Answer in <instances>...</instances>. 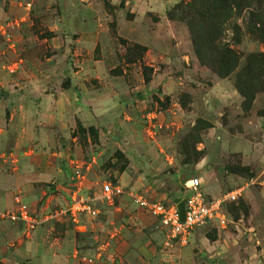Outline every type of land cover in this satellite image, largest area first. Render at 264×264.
<instances>
[{"label": "rangeland", "instance_id": "374dc122", "mask_svg": "<svg viewBox=\"0 0 264 264\" xmlns=\"http://www.w3.org/2000/svg\"><path fill=\"white\" fill-rule=\"evenodd\" d=\"M187 3L0 0V242L4 225L35 235L48 264H264V66L241 72L264 47L232 10L221 41L237 67L198 28L200 63ZM192 178L205 200L238 195L224 225L171 240L130 196L181 201ZM83 196L95 213L73 221ZM22 205L30 221L5 217Z\"/></svg>", "mask_w": 264, "mask_h": 264}, {"label": "built area", "instance_id": "2783aa9c", "mask_svg": "<svg viewBox=\"0 0 264 264\" xmlns=\"http://www.w3.org/2000/svg\"><path fill=\"white\" fill-rule=\"evenodd\" d=\"M198 187L197 178L188 181L187 189L184 190L186 194L181 199L183 202L182 220H180L177 210L179 200L166 203L147 199L136 193L131 194L130 197L138 209L158 221L169 239L186 242L197 229L208 223L216 222L218 225H224L226 222L225 205L235 201L238 195L237 190H231L219 198L205 200L198 192ZM111 193V187L108 184L102 185L99 189L101 197L107 198ZM90 202L91 199L87 196L72 197L71 204L65 210L68 218L75 221L82 215L94 214L95 210ZM5 217L11 222L26 223L30 221L28 212L23 205L16 212Z\"/></svg>", "mask_w": 264, "mask_h": 264}, {"label": "trees", "instance_id": "16d2710c", "mask_svg": "<svg viewBox=\"0 0 264 264\" xmlns=\"http://www.w3.org/2000/svg\"><path fill=\"white\" fill-rule=\"evenodd\" d=\"M242 9H246L249 15L248 25L250 24L251 27V30L248 29L249 33L253 32L255 38L264 47V0H241L237 4L234 0H189V3L184 7V11L181 12L180 21L187 26L195 56L200 63L206 64L198 49V28L206 32L204 48L209 52L222 56L220 65L225 67L226 72L224 73H230L237 67L239 58L234 51L228 49L222 43L221 28L231 17L232 10L237 12ZM167 17L175 19L173 11H167ZM206 65L211 66V64ZM253 66L258 71L264 66V57L261 54H249L245 58L241 72H249L250 69H253ZM218 75L220 74L218 73ZM238 84H240V80L237 77L235 86L241 95L246 97Z\"/></svg>", "mask_w": 264, "mask_h": 264}, {"label": "crops", "instance_id": "0c3cea01", "mask_svg": "<svg viewBox=\"0 0 264 264\" xmlns=\"http://www.w3.org/2000/svg\"><path fill=\"white\" fill-rule=\"evenodd\" d=\"M2 229L1 233L6 237H10L11 240L0 242V264H48L53 259L52 257L38 256L41 249L37 243V236L33 235L18 240L19 233L14 234L11 227L4 225ZM195 233L192 234L190 239Z\"/></svg>", "mask_w": 264, "mask_h": 264}, {"label": "water", "instance_id": "95a60500", "mask_svg": "<svg viewBox=\"0 0 264 264\" xmlns=\"http://www.w3.org/2000/svg\"><path fill=\"white\" fill-rule=\"evenodd\" d=\"M177 210H178V213H179V218L180 220H182L183 218V202L180 201L177 205Z\"/></svg>", "mask_w": 264, "mask_h": 264}]
</instances>
